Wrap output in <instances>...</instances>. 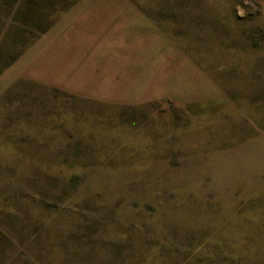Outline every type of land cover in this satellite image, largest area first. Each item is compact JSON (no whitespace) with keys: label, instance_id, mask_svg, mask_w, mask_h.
Returning <instances> with one entry per match:
<instances>
[{"label":"rangeland","instance_id":"obj_1","mask_svg":"<svg viewBox=\"0 0 264 264\" xmlns=\"http://www.w3.org/2000/svg\"><path fill=\"white\" fill-rule=\"evenodd\" d=\"M28 2L48 27L0 70V264H264V0ZM89 5L137 22L139 102L28 77Z\"/></svg>","mask_w":264,"mask_h":264},{"label":"crops","instance_id":"obj_2","mask_svg":"<svg viewBox=\"0 0 264 264\" xmlns=\"http://www.w3.org/2000/svg\"><path fill=\"white\" fill-rule=\"evenodd\" d=\"M108 14L99 5H89L58 36H49L43 43L44 50L35 57L34 65L28 63L31 69L28 77L56 83L78 95L103 101L136 103L145 98L148 90L140 76L146 69L140 59L141 48L134 41L136 36L130 31L137 22L116 21V16ZM136 18L141 20L139 15ZM100 23L110 29L99 31ZM123 40L128 42L127 48ZM23 54L11 64L18 62ZM36 65H41L37 67L40 69L37 74L34 73ZM151 67V70L156 69L155 65ZM157 68L161 75L162 65Z\"/></svg>","mask_w":264,"mask_h":264},{"label":"trees","instance_id":"obj_3","mask_svg":"<svg viewBox=\"0 0 264 264\" xmlns=\"http://www.w3.org/2000/svg\"><path fill=\"white\" fill-rule=\"evenodd\" d=\"M6 7L10 9L7 14L3 11L0 12V34L5 28H7V30L3 33V37L0 42V64L4 46L8 49V54H11V57L3 65H0V70L11 64L21 55L22 49H20V46L27 43L28 35L31 32L32 35H34V30L38 29L40 32H43L48 27V25L39 26L36 24V21L39 20L41 22L43 18L46 19V16L44 13L40 14V9L38 12V9H34V6L32 11V5H29L28 0H12L11 2L0 0V10H4ZM34 10L36 11L34 12ZM11 32L18 35V38H10L11 42L9 41V44H7V40L5 39H7ZM15 49H17V51H14Z\"/></svg>","mask_w":264,"mask_h":264}]
</instances>
